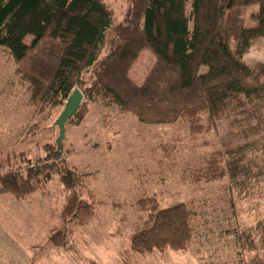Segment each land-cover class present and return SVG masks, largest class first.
<instances>
[{"label": "trees", "instance_id": "obj_1", "mask_svg": "<svg viewBox=\"0 0 264 264\" xmlns=\"http://www.w3.org/2000/svg\"><path fill=\"white\" fill-rule=\"evenodd\" d=\"M130 1L127 18L116 24L106 0H0V48L15 61V75L36 115L66 109L80 90L84 100L67 124H80L88 104L98 100L144 125H182L194 137L218 134L217 124L226 122L229 131L220 147L185 178L192 184L226 182L235 213L236 202L250 198L264 178V166L257 163H264V62L249 67L243 60L252 42L264 38V0ZM254 4L260 5L257 26L246 29L242 12ZM145 48L156 60L137 85L130 70ZM56 143V150L46 146L47 159L35 165L15 154L27 164L22 171L13 164L3 171L0 162V195L25 200L55 173L67 197L50 244L70 252L75 232L97 217L96 203L92 195L83 197L81 175L63 163ZM175 146L161 145L171 152ZM7 156V163L15 158ZM200 208L193 202L162 207L154 196L137 200L134 209L144 218L130 235L129 251L140 257L187 252ZM226 232L240 253H254L247 264H264V220Z\"/></svg>", "mask_w": 264, "mask_h": 264}, {"label": "rangeland", "instance_id": "obj_2", "mask_svg": "<svg viewBox=\"0 0 264 264\" xmlns=\"http://www.w3.org/2000/svg\"><path fill=\"white\" fill-rule=\"evenodd\" d=\"M115 12L116 24L130 12V0H106ZM260 5L243 9L244 28L257 26ZM31 37L26 43H30ZM106 47L103 58L107 55ZM145 48L130 70V78L142 85L155 62ZM249 67L264 62V38L252 42L243 57ZM12 56L0 48V162L3 171L24 170V154L35 165L47 159L46 146L57 149V121L65 108L36 115L25 87L15 75ZM207 68H202V72ZM89 112L80 124L69 122L60 149L68 167L77 168L82 195L95 198L97 217L75 232L70 252L56 250L51 234L60 228V213L67 192L53 173L47 185L25 200L0 195V264H247L254 253H240L227 230H246L264 220V178L255 184L254 194L236 202L235 213L228 203L226 182L192 184L185 173L193 171L220 147L228 134L226 122L218 134L191 136L179 124L148 126L131 114L105 108L100 100L88 104ZM176 145L165 151L161 145ZM7 163V155H13ZM19 157V156H17ZM258 165L263 167L262 159ZM21 170V171H22ZM264 173V167H263ZM92 195V196H91ZM156 197L162 207L185 202L200 205L196 235L187 252L155 253L149 257L129 251L130 235L144 215L134 209L137 200ZM135 211V212H134ZM139 213V214H138Z\"/></svg>", "mask_w": 264, "mask_h": 264}, {"label": "water", "instance_id": "obj_3", "mask_svg": "<svg viewBox=\"0 0 264 264\" xmlns=\"http://www.w3.org/2000/svg\"><path fill=\"white\" fill-rule=\"evenodd\" d=\"M83 100H84V95L82 91L80 90L74 91L67 103L66 109L63 111L59 120L57 121L56 125L59 129V138L57 142L59 144V147L62 146V141L64 139L66 132L67 122L75 116Z\"/></svg>", "mask_w": 264, "mask_h": 264}]
</instances>
